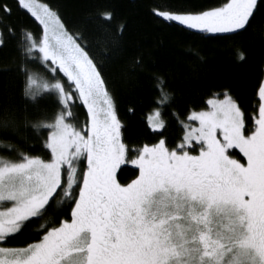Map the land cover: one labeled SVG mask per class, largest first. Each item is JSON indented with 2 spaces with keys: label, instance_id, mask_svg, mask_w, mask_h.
Listing matches in <instances>:
<instances>
[{
  "label": "snow or ice",
  "instance_id": "obj_1",
  "mask_svg": "<svg viewBox=\"0 0 264 264\" xmlns=\"http://www.w3.org/2000/svg\"><path fill=\"white\" fill-rule=\"evenodd\" d=\"M149 10L228 40L264 19V0ZM125 31L105 0L78 24L54 0H0V75L15 82L0 90V264H264V63L250 112L227 88L180 109ZM117 79L145 83L140 137Z\"/></svg>",
  "mask_w": 264,
  "mask_h": 264
},
{
  "label": "trees",
  "instance_id": "obj_2",
  "mask_svg": "<svg viewBox=\"0 0 264 264\" xmlns=\"http://www.w3.org/2000/svg\"><path fill=\"white\" fill-rule=\"evenodd\" d=\"M11 2V0H10ZM60 13L69 23L78 24L92 12L97 0H54ZM115 11L117 23L126 25L123 44L131 52H142L151 67L162 73L170 84L180 109L206 106L212 93L231 90L247 111L255 102L253 95L258 71L264 63V19L258 15L252 30L228 40L205 38L206 34L154 17L152 4H171L173 7L216 6L223 0H105ZM20 23H30L20 18ZM243 52L245 59L239 58ZM11 51L0 53V69L10 61ZM15 82L0 75V90L12 91ZM116 101L119 115L126 121L127 135L140 137L143 128L141 108L150 101L145 83H125L117 79ZM135 106V115L129 107ZM82 111V110H81ZM83 115L80 120L83 122ZM239 158V154H238ZM132 176L123 174L122 180ZM70 215V213H69ZM39 224L32 225L17 243L32 242Z\"/></svg>",
  "mask_w": 264,
  "mask_h": 264
},
{
  "label": "rangeland",
  "instance_id": "obj_3",
  "mask_svg": "<svg viewBox=\"0 0 264 264\" xmlns=\"http://www.w3.org/2000/svg\"><path fill=\"white\" fill-rule=\"evenodd\" d=\"M237 152H238V150H237Z\"/></svg>",
  "mask_w": 264,
  "mask_h": 264
}]
</instances>
